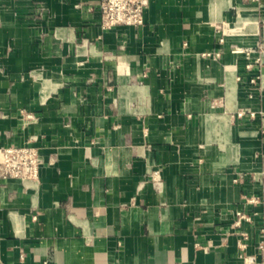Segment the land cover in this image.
<instances>
[{"label": "crops", "instance_id": "1", "mask_svg": "<svg viewBox=\"0 0 264 264\" xmlns=\"http://www.w3.org/2000/svg\"><path fill=\"white\" fill-rule=\"evenodd\" d=\"M261 112L264 0H0V264H264Z\"/></svg>", "mask_w": 264, "mask_h": 264}, {"label": "built area", "instance_id": "2", "mask_svg": "<svg viewBox=\"0 0 264 264\" xmlns=\"http://www.w3.org/2000/svg\"><path fill=\"white\" fill-rule=\"evenodd\" d=\"M147 4L148 0H98L100 25L102 28L140 25L144 21V10ZM246 66L250 67V63ZM261 113L264 119V112ZM250 114L253 112L250 111ZM27 117L30 118V115ZM41 164L42 157L38 148L30 143L0 146V177L3 179L38 180ZM258 246L264 253V240Z\"/></svg>", "mask_w": 264, "mask_h": 264}]
</instances>
